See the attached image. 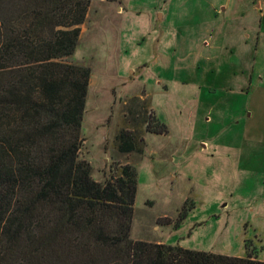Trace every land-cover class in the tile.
Masks as SVG:
<instances>
[{
	"label": "rangeland",
	"instance_id": "374dc122",
	"mask_svg": "<svg viewBox=\"0 0 264 264\" xmlns=\"http://www.w3.org/2000/svg\"><path fill=\"white\" fill-rule=\"evenodd\" d=\"M65 61L92 71L93 179L138 172L131 238L264 261V0H91ZM139 123L143 153L117 151Z\"/></svg>",
	"mask_w": 264,
	"mask_h": 264
},
{
	"label": "trees",
	"instance_id": "16d2710c",
	"mask_svg": "<svg viewBox=\"0 0 264 264\" xmlns=\"http://www.w3.org/2000/svg\"><path fill=\"white\" fill-rule=\"evenodd\" d=\"M90 6L0 0V264H264L131 238L136 168L97 182L80 158L92 71L65 59ZM145 123L168 133L154 116ZM139 125L116 135L117 151L143 153Z\"/></svg>",
	"mask_w": 264,
	"mask_h": 264
},
{
	"label": "crops",
	"instance_id": "0c3cea01",
	"mask_svg": "<svg viewBox=\"0 0 264 264\" xmlns=\"http://www.w3.org/2000/svg\"><path fill=\"white\" fill-rule=\"evenodd\" d=\"M262 8H263V4H262V3H259V4L256 6V9L258 10V12H261ZM261 14H262V12H261ZM258 41H260V38H258Z\"/></svg>",
	"mask_w": 264,
	"mask_h": 264
}]
</instances>
